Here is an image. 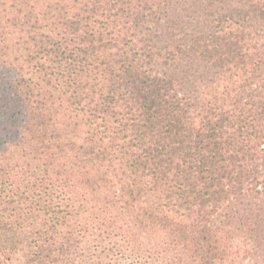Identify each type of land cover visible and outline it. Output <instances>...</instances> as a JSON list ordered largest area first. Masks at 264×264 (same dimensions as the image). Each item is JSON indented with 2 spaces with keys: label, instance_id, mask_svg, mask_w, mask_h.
Segmentation results:
<instances>
[{
  "label": "trees",
  "instance_id": "16d2710c",
  "mask_svg": "<svg viewBox=\"0 0 264 264\" xmlns=\"http://www.w3.org/2000/svg\"><path fill=\"white\" fill-rule=\"evenodd\" d=\"M264 264V0H0V264Z\"/></svg>",
  "mask_w": 264,
  "mask_h": 264
},
{
  "label": "rangeland",
  "instance_id": "374dc122",
  "mask_svg": "<svg viewBox=\"0 0 264 264\" xmlns=\"http://www.w3.org/2000/svg\"><path fill=\"white\" fill-rule=\"evenodd\" d=\"M29 250L27 248H21V250L17 251L14 254H11V263L10 264H27V256Z\"/></svg>",
  "mask_w": 264,
  "mask_h": 264
}]
</instances>
